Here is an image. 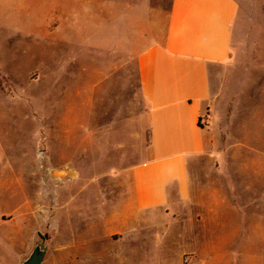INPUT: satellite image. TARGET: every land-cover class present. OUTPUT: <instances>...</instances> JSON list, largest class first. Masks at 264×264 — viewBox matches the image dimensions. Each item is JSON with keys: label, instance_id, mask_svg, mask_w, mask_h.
<instances>
[{"label": "rangeland", "instance_id": "obj_1", "mask_svg": "<svg viewBox=\"0 0 264 264\" xmlns=\"http://www.w3.org/2000/svg\"><path fill=\"white\" fill-rule=\"evenodd\" d=\"M236 3L231 56L212 75L216 123L198 162L203 204L167 228L174 242L155 246L123 244L105 226L129 169L148 159L150 122L134 56L84 44L101 36L95 8L104 5L0 0V175L16 180L10 205L31 203L27 254L41 233L43 264H264V0ZM126 7L115 3L114 15ZM77 10L86 29L75 36ZM60 171L80 180L64 183ZM5 250L4 264H14L15 244ZM190 250L198 256L181 259Z\"/></svg>", "mask_w": 264, "mask_h": 264}, {"label": "crops", "instance_id": "obj_2", "mask_svg": "<svg viewBox=\"0 0 264 264\" xmlns=\"http://www.w3.org/2000/svg\"><path fill=\"white\" fill-rule=\"evenodd\" d=\"M115 3L127 5L116 16ZM74 4L104 5V9L95 8L102 13L101 36H85L84 44L133 55L139 91L148 105V159L129 169L119 207L112 211L105 226L109 232L121 235L123 244L134 239L155 246L174 242L167 228L182 225L181 211L188 212L194 203L203 204L198 198L202 184L198 162L209 152L216 123L213 111L218 89L213 87L212 75L231 56L236 0H74ZM163 4H167L164 12L159 8ZM83 26L77 23L75 36ZM131 30L139 36L131 38ZM134 42L138 45L131 48ZM60 172L58 177L64 183L65 178L70 182L80 180L76 172ZM13 176L5 179L0 175V264H4L5 248L12 243L16 246L14 264H20L34 239L35 229L28 222L31 203L27 199L20 207L10 205L12 186L16 184ZM3 198H9L6 205ZM160 223L164 229L155 233ZM189 253L194 257L199 254L182 252L181 259Z\"/></svg>", "mask_w": 264, "mask_h": 264}, {"label": "water", "instance_id": "obj_3", "mask_svg": "<svg viewBox=\"0 0 264 264\" xmlns=\"http://www.w3.org/2000/svg\"><path fill=\"white\" fill-rule=\"evenodd\" d=\"M40 241H37L28 255L20 264H43V259L47 250V245L42 243L43 235L38 233Z\"/></svg>", "mask_w": 264, "mask_h": 264}]
</instances>
